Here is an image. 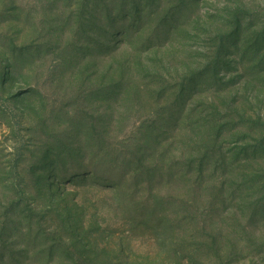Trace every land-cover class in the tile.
Wrapping results in <instances>:
<instances>
[{
    "label": "rangeland",
    "instance_id": "obj_1",
    "mask_svg": "<svg viewBox=\"0 0 264 264\" xmlns=\"http://www.w3.org/2000/svg\"><path fill=\"white\" fill-rule=\"evenodd\" d=\"M0 264H264V0H0Z\"/></svg>",
    "mask_w": 264,
    "mask_h": 264
}]
</instances>
